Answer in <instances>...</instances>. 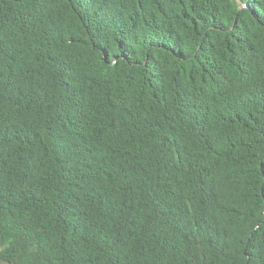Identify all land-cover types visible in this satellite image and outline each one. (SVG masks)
<instances>
[{"label":"trees","instance_id":"1","mask_svg":"<svg viewBox=\"0 0 264 264\" xmlns=\"http://www.w3.org/2000/svg\"><path fill=\"white\" fill-rule=\"evenodd\" d=\"M0 264H264V0H0Z\"/></svg>","mask_w":264,"mask_h":264}]
</instances>
